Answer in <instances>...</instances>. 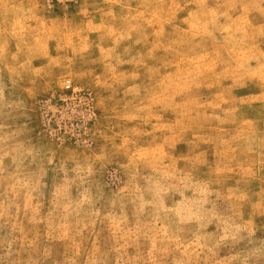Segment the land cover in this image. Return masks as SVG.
Masks as SVG:
<instances>
[{"label":"rangeland","instance_id":"obj_1","mask_svg":"<svg viewBox=\"0 0 264 264\" xmlns=\"http://www.w3.org/2000/svg\"><path fill=\"white\" fill-rule=\"evenodd\" d=\"M0 264H264V0H0Z\"/></svg>","mask_w":264,"mask_h":264}]
</instances>
